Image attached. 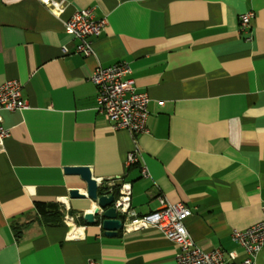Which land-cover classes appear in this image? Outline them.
<instances>
[{"label":"crops","instance_id":"1","mask_svg":"<svg viewBox=\"0 0 264 264\" xmlns=\"http://www.w3.org/2000/svg\"><path fill=\"white\" fill-rule=\"evenodd\" d=\"M66 2L56 14L39 0H0V86L19 81L29 105L1 114L10 137L0 152V264H177L179 247L157 229L108 236L87 224L94 203L70 197L86 184L66 167L129 183L138 216L156 211L159 196L186 204L196 244L240 264L232 234L263 218L264 0ZM87 8L108 22L89 57L65 32ZM250 11L247 42L239 20ZM119 62L149 97L146 133L115 131L97 110L91 75ZM36 203L57 205L62 222L44 223ZM75 228L81 237L70 238Z\"/></svg>","mask_w":264,"mask_h":264},{"label":"built area","instance_id":"2","mask_svg":"<svg viewBox=\"0 0 264 264\" xmlns=\"http://www.w3.org/2000/svg\"><path fill=\"white\" fill-rule=\"evenodd\" d=\"M48 5L56 14H62L66 7V0H39ZM253 11L240 16L239 31L247 42L252 40ZM107 19H96L93 8L75 11L65 22V32L74 44L75 52L89 57L93 54V41L104 32ZM67 52L66 49H64ZM130 69L123 62L109 67H97L91 81L97 89V110L104 114L110 126L115 131L126 130L133 135L147 132L149 118V97L137 91L134 80L129 78ZM29 109L23 96L22 84L17 80H10L0 86V152L4 150L5 141L10 137V130L3 125L2 112H15ZM138 162V151L127 156L126 165L132 166ZM143 176L147 177L146 170ZM98 184L103 180H97ZM116 183L111 181L112 188ZM159 208L144 216H138L132 208L131 185L122 182L119 195L113 206L124 215V232L141 231L150 228L160 233L179 247L176 256L177 264H235V255L228 257L220 250L206 252L202 250L190 235L186 220L193 215L191 209L184 203L170 202L164 196L158 197ZM263 218L246 230H235L233 241L237 242L245 252V258L240 264H258V256L264 249V203L262 205ZM65 220L70 226L74 220L72 215H66ZM80 228L70 231V238L81 237Z\"/></svg>","mask_w":264,"mask_h":264},{"label":"water","instance_id":"3","mask_svg":"<svg viewBox=\"0 0 264 264\" xmlns=\"http://www.w3.org/2000/svg\"><path fill=\"white\" fill-rule=\"evenodd\" d=\"M65 173L79 175L86 184V193L80 189H72L69 191L70 197L75 199L88 197L94 203V207L83 216L85 222L91 225L100 223L108 236L118 235L123 229L125 219L124 215L113 206L116 196L109 192L101 193V186L93 177L89 167H66Z\"/></svg>","mask_w":264,"mask_h":264},{"label":"trees","instance_id":"4","mask_svg":"<svg viewBox=\"0 0 264 264\" xmlns=\"http://www.w3.org/2000/svg\"><path fill=\"white\" fill-rule=\"evenodd\" d=\"M121 182L116 183L112 188L108 186L107 183L103 182L100 186V191L101 193H112L116 197L119 195V189L121 187ZM36 211L37 214L42 218L43 222L46 224H60L62 222V213L60 212L61 210L58 208L57 205H47L45 203H36ZM17 227L19 226H14V231L16 232ZM18 234V232H16Z\"/></svg>","mask_w":264,"mask_h":264}]
</instances>
